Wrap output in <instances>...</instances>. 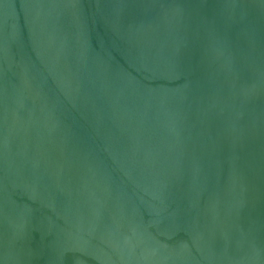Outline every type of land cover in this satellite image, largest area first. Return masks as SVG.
<instances>
[{"label":"water","instance_id":"water-1","mask_svg":"<svg viewBox=\"0 0 264 264\" xmlns=\"http://www.w3.org/2000/svg\"><path fill=\"white\" fill-rule=\"evenodd\" d=\"M0 264H264V0H0Z\"/></svg>","mask_w":264,"mask_h":264}]
</instances>
